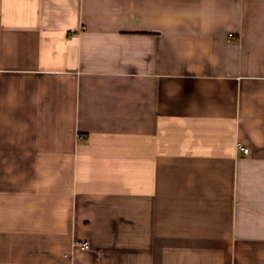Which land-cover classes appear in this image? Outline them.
I'll return each instance as SVG.
<instances>
[{"label": "crops", "instance_id": "obj_1", "mask_svg": "<svg viewBox=\"0 0 264 264\" xmlns=\"http://www.w3.org/2000/svg\"><path fill=\"white\" fill-rule=\"evenodd\" d=\"M0 264H264V0H0Z\"/></svg>", "mask_w": 264, "mask_h": 264}, {"label": "built area", "instance_id": "obj_2", "mask_svg": "<svg viewBox=\"0 0 264 264\" xmlns=\"http://www.w3.org/2000/svg\"><path fill=\"white\" fill-rule=\"evenodd\" d=\"M237 148L243 151L245 154L250 153V147L240 142L237 143Z\"/></svg>", "mask_w": 264, "mask_h": 264}]
</instances>
